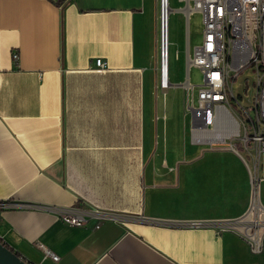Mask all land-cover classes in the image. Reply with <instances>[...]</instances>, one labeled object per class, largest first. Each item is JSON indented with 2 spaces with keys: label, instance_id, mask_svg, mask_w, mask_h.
Wrapping results in <instances>:
<instances>
[{
  "label": "crops",
  "instance_id": "obj_1",
  "mask_svg": "<svg viewBox=\"0 0 264 264\" xmlns=\"http://www.w3.org/2000/svg\"><path fill=\"white\" fill-rule=\"evenodd\" d=\"M158 32L157 0H0V238L31 264L258 257L232 233L176 226L239 216L249 192L243 160L197 155L145 168L144 97L157 84ZM98 58L105 71L95 70ZM28 205L98 208L126 219L72 228Z\"/></svg>",
  "mask_w": 264,
  "mask_h": 264
},
{
  "label": "built area",
  "instance_id": "obj_2",
  "mask_svg": "<svg viewBox=\"0 0 264 264\" xmlns=\"http://www.w3.org/2000/svg\"><path fill=\"white\" fill-rule=\"evenodd\" d=\"M188 5L189 21L194 13L202 16L201 43L193 48L186 43V79L182 86L188 95L192 141L213 145L229 143L249 170V192L245 210L232 219L192 221L176 224L186 229H211L229 232L245 243L253 256L264 249V205L261 200V159L264 157V0H183ZM169 0H159L158 83L164 94L173 88L170 81L169 30L163 8ZM13 59L18 54L13 52ZM95 70L107 65L98 58ZM199 70L200 85L191 83L190 70ZM251 69L255 94L249 108L240 105L231 84L239 74ZM236 105L234 107L233 103ZM1 205V204H0ZM8 207H13L10 205ZM53 214L64 226L100 228L103 222L123 224L125 217L108 210L81 206H25ZM35 247L52 262L59 260L40 243Z\"/></svg>",
  "mask_w": 264,
  "mask_h": 264
},
{
  "label": "rangeland",
  "instance_id": "obj_3",
  "mask_svg": "<svg viewBox=\"0 0 264 264\" xmlns=\"http://www.w3.org/2000/svg\"><path fill=\"white\" fill-rule=\"evenodd\" d=\"M181 1L183 0H169L171 10L169 15V53L171 81H183L184 83L187 72L186 43L188 36L191 48L201 43L202 16L194 13L188 21L184 12L185 4ZM157 5L159 8V0H157ZM190 77L193 85L201 84L202 76L199 70L191 69ZM254 81L253 72L251 69H246L231 84L233 95L244 108H249L251 105V100L255 94ZM182 84L174 85L172 89L168 90L167 96L159 90L156 84L153 90L144 97L145 130L142 152L145 168L153 170L158 168L166 159L197 157V155L215 159L237 158L242 161L240 156L229 148V143L218 142L211 146L192 141L190 135L191 112L188 109V95ZM177 89H182L183 94L179 93ZM172 91L178 93L175 94ZM172 98H175L174 104H170ZM233 106L236 107L235 104ZM186 148L194 149V153L185 155ZM242 163L244 164L243 161ZM262 172L261 169L260 176L264 178ZM253 264H264V251L261 256L255 259Z\"/></svg>",
  "mask_w": 264,
  "mask_h": 264
},
{
  "label": "water",
  "instance_id": "obj_4",
  "mask_svg": "<svg viewBox=\"0 0 264 264\" xmlns=\"http://www.w3.org/2000/svg\"><path fill=\"white\" fill-rule=\"evenodd\" d=\"M0 264H28L0 242Z\"/></svg>",
  "mask_w": 264,
  "mask_h": 264
},
{
  "label": "bare ground",
  "instance_id": "obj_5",
  "mask_svg": "<svg viewBox=\"0 0 264 264\" xmlns=\"http://www.w3.org/2000/svg\"><path fill=\"white\" fill-rule=\"evenodd\" d=\"M168 9L167 8H163V11H162V15H163V18L164 20L167 19V25H168V30H169V15L171 14V10H170V5L168 3ZM184 12L188 15L190 14V8L188 7V5H185L184 7Z\"/></svg>",
  "mask_w": 264,
  "mask_h": 264
},
{
  "label": "trees",
  "instance_id": "obj_6",
  "mask_svg": "<svg viewBox=\"0 0 264 264\" xmlns=\"http://www.w3.org/2000/svg\"><path fill=\"white\" fill-rule=\"evenodd\" d=\"M65 0H56V4L61 5ZM0 242L9 250L13 251V249H11L1 238H0ZM14 252V251H13ZM17 256L21 257L18 253H16ZM25 262H27L28 264H31L30 262L26 261L24 258H22Z\"/></svg>",
  "mask_w": 264,
  "mask_h": 264
}]
</instances>
